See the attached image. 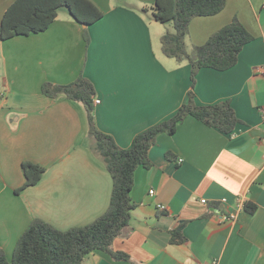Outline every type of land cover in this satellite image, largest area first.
I'll list each match as a JSON object with an SVG mask.
<instances>
[{
	"label": "crops",
	"instance_id": "obj_1",
	"mask_svg": "<svg viewBox=\"0 0 264 264\" xmlns=\"http://www.w3.org/2000/svg\"><path fill=\"white\" fill-rule=\"evenodd\" d=\"M13 1L0 0V20ZM92 1L103 16L86 27L88 43L67 11L42 32L0 39V247L7 257L33 218L58 229L83 226L110 200L112 180L91 147L83 103L49 98L42 83L89 79L93 101L100 100L95 124L121 148L188 98L189 62L163 54L161 37L171 27L143 9L154 0ZM234 17L253 39L231 68H201L193 92L198 105L229 100L239 122L226 134L187 116L173 134H160L151 166L135 170L129 225L111 243L129 259L96 250L81 264H264V0H225L218 13L192 18L186 44H203ZM23 160L45 172L16 192ZM173 230L183 242L170 241Z\"/></svg>",
	"mask_w": 264,
	"mask_h": 264
},
{
	"label": "trees",
	"instance_id": "obj_2",
	"mask_svg": "<svg viewBox=\"0 0 264 264\" xmlns=\"http://www.w3.org/2000/svg\"><path fill=\"white\" fill-rule=\"evenodd\" d=\"M224 6L225 0H154L149 8H143L150 9L152 18L160 23L171 22L173 31L162 35L161 50L168 57L189 62L191 84L187 101L169 118L136 133L127 148L119 147L110 134L96 126L93 117L95 89L89 79L79 74L68 84L42 83L41 93L49 98L63 95L83 103L88 134L93 141L91 147L102 159L112 180L110 200L100 216L83 226L58 229L41 218H33L17 239L10 259L0 247V264H81L89 253L96 250L117 260L129 259L126 253L114 251L111 243L129 225L131 210L136 206L131 198L134 173L139 166H151L149 149L157 137L162 133L173 134L187 116L226 134H230L239 122L229 100L198 105L193 88L195 76L201 68L223 71L234 66L243 46L253 39L251 33L234 17L214 31L203 44L192 45L189 49L186 44L191 19L214 15ZM63 7L83 25V37L88 43L86 27L103 16L92 0H14L0 20V39L46 30ZM165 156L172 158L170 152ZM20 167L24 182L16 192L35 185L45 172L44 166L29 160H23ZM244 207L249 212L255 210L254 205L245 204ZM170 241L181 243L184 237L178 230H173Z\"/></svg>",
	"mask_w": 264,
	"mask_h": 264
},
{
	"label": "built area",
	"instance_id": "obj_3",
	"mask_svg": "<svg viewBox=\"0 0 264 264\" xmlns=\"http://www.w3.org/2000/svg\"><path fill=\"white\" fill-rule=\"evenodd\" d=\"M258 69H259V72H260V74H261V76H263L264 77V64L263 65H261V66H259L258 67ZM99 99H94V104H97V103H99ZM261 114H262V116H263V118H264V106L262 107V109H261ZM264 153V152H263ZM154 193V191H153V189H150L149 190V194L150 195H152ZM224 200V199H223ZM202 202H205V199H202L201 200ZM159 207L161 208V209H164V205H159ZM194 264H202L201 262H199V261H197V262H195ZM210 264H217V262L216 261H211V263Z\"/></svg>",
	"mask_w": 264,
	"mask_h": 264
},
{
	"label": "rangeland",
	"instance_id": "obj_4",
	"mask_svg": "<svg viewBox=\"0 0 264 264\" xmlns=\"http://www.w3.org/2000/svg\"><path fill=\"white\" fill-rule=\"evenodd\" d=\"M59 12H60V13L66 12V9L63 7L62 9L59 10ZM164 24H165V25H167V24L170 25L171 29H170V27H169V29H170L169 31H173V27H172L171 22L164 23ZM92 142H93V141H92ZM101 160H102V159H101ZM14 246H15V245H14ZM11 256H12V254L8 256L9 259L11 258Z\"/></svg>",
	"mask_w": 264,
	"mask_h": 264
}]
</instances>
